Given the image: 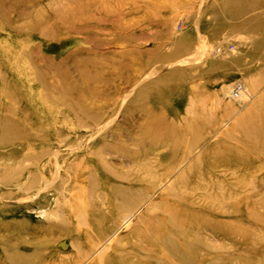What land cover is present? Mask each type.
Wrapping results in <instances>:
<instances>
[{"label":"rangeland","instance_id":"374dc122","mask_svg":"<svg viewBox=\"0 0 264 264\" xmlns=\"http://www.w3.org/2000/svg\"><path fill=\"white\" fill-rule=\"evenodd\" d=\"M167 200L217 225L207 264H264V0H0V264H91L117 237L155 264L139 216Z\"/></svg>","mask_w":264,"mask_h":264},{"label":"bare ground","instance_id":"6f19581e","mask_svg":"<svg viewBox=\"0 0 264 264\" xmlns=\"http://www.w3.org/2000/svg\"><path fill=\"white\" fill-rule=\"evenodd\" d=\"M243 90L241 97L238 99L246 96V88L243 87ZM255 115V111L252 112L249 110L247 115L240 119L236 118V126L244 128L246 126L245 121H247L248 118L251 120ZM112 191L110 199H114L115 202L118 201L120 204V208L118 209L119 213H126L124 217L130 219L139 212V208H135V210L130 209L132 208L131 206L137 203L138 199L143 196L139 195L140 192H138L137 188L122 187L120 189H112ZM174 195L175 193H173V196ZM177 197L178 193L174 198ZM137 207H139V205ZM199 211L201 213H198ZM204 211V208H197L183 201H158L152 205L151 209L146 211L147 213L143 214L141 217L139 216V222H142L144 227H141L142 229L137 231L139 232L138 235L142 237V241L146 244L138 247L141 251L140 254H142L143 258L155 264H207L206 260H201L198 256V251L203 245L201 233L208 228L212 229L214 232L217 225L209 222L210 220L208 218H205L206 215L203 214ZM220 212L222 214L226 213L223 209ZM102 213L103 210L98 209L92 215V227L85 230V234L83 235L86 239L88 238L95 242L99 236L102 237L103 234L106 235L109 231L112 232L114 230L112 226L105 224V216ZM239 214L237 210L231 211L228 217L238 218L240 216ZM225 234L228 235L227 231ZM121 241L122 238L117 237L116 243L100 253L101 255L91 264H128L130 262V258L126 255L128 253L121 252L118 249ZM135 251L136 250H133V252ZM167 256H171L175 263L170 262ZM7 259L8 261L10 260L12 264H33L30 260H19L18 258ZM141 263L148 264L147 261Z\"/></svg>","mask_w":264,"mask_h":264},{"label":"built area","instance_id":"2783aa9c","mask_svg":"<svg viewBox=\"0 0 264 264\" xmlns=\"http://www.w3.org/2000/svg\"><path fill=\"white\" fill-rule=\"evenodd\" d=\"M243 85L242 84H237L236 85V87H235V89L233 90V92H232V96L234 97V98H239V97H241V94L243 93L242 91H244L243 90Z\"/></svg>","mask_w":264,"mask_h":264}]
</instances>
